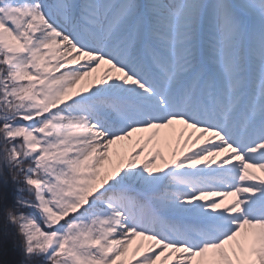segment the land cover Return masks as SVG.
<instances>
[{
    "label": "snow or ice",
    "instance_id": "snow-or-ice-1",
    "mask_svg": "<svg viewBox=\"0 0 264 264\" xmlns=\"http://www.w3.org/2000/svg\"><path fill=\"white\" fill-rule=\"evenodd\" d=\"M0 139V264H264V0H0Z\"/></svg>",
    "mask_w": 264,
    "mask_h": 264
},
{
    "label": "trees",
    "instance_id": "trees-1",
    "mask_svg": "<svg viewBox=\"0 0 264 264\" xmlns=\"http://www.w3.org/2000/svg\"><path fill=\"white\" fill-rule=\"evenodd\" d=\"M6 147L7 145L5 144V142L2 139H0V167H2L4 164V160L6 156V152H5ZM29 163H30L29 161H26L24 166L27 167ZM4 171H5V174H7L8 169L5 168ZM16 187L17 185H14L11 182H9V186H8L9 199L7 201L8 206L14 211L25 212L29 215L35 216L38 222H41L40 217L34 211L30 209H26V208H19L15 205V197L18 195L15 192ZM23 195L25 196V198H29L28 193L25 192L23 193ZM0 234L2 235V237H4L5 239H8L10 243L13 244V248H12L13 251H11L10 245L7 246L9 247L8 254H11L13 256L14 261L21 259L22 252H21L20 246L22 244V237H20L17 234V228L15 226L5 222L2 213H0Z\"/></svg>",
    "mask_w": 264,
    "mask_h": 264
},
{
    "label": "rangeland",
    "instance_id": "rangeland-1",
    "mask_svg": "<svg viewBox=\"0 0 264 264\" xmlns=\"http://www.w3.org/2000/svg\"><path fill=\"white\" fill-rule=\"evenodd\" d=\"M8 245H10L11 251H13L12 250L13 244L10 243V241L8 239H5L4 237H2V235L0 234V251H3V253H4V260L14 261V258H13V256L11 254H6L5 253V252H7L9 250V247H7ZM12 253H14V252H12Z\"/></svg>",
    "mask_w": 264,
    "mask_h": 264
},
{
    "label": "bare ground",
    "instance_id": "bare-ground-1",
    "mask_svg": "<svg viewBox=\"0 0 264 264\" xmlns=\"http://www.w3.org/2000/svg\"><path fill=\"white\" fill-rule=\"evenodd\" d=\"M5 253H6V254H8V251H7V252H5ZM6 254H5V255H6ZM3 259H4V255H3Z\"/></svg>",
    "mask_w": 264,
    "mask_h": 264
}]
</instances>
